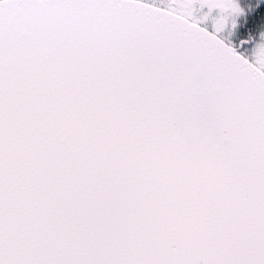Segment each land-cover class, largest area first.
<instances>
[{
	"label": "snow or ice",
	"instance_id": "1",
	"mask_svg": "<svg viewBox=\"0 0 264 264\" xmlns=\"http://www.w3.org/2000/svg\"><path fill=\"white\" fill-rule=\"evenodd\" d=\"M250 12L0 0V264H264V31L222 38Z\"/></svg>",
	"mask_w": 264,
	"mask_h": 264
},
{
	"label": "flooded vegetation",
	"instance_id": "2",
	"mask_svg": "<svg viewBox=\"0 0 264 264\" xmlns=\"http://www.w3.org/2000/svg\"><path fill=\"white\" fill-rule=\"evenodd\" d=\"M246 0H241V3H245ZM206 9V7L204 8ZM203 9V10H204ZM218 10H213V13L217 15L216 13ZM256 14L254 12H250L247 17L241 16L238 18V29L233 32H228L227 37L222 36V38L226 39L227 41H232L234 43H238L240 39L247 38L249 35L254 36L256 41H259L260 39V32L264 31V20L255 19L254 17ZM252 47V45H249V48ZM243 54L251 57L249 55V50L247 52H244V50H241Z\"/></svg>",
	"mask_w": 264,
	"mask_h": 264
},
{
	"label": "rangeland",
	"instance_id": "3",
	"mask_svg": "<svg viewBox=\"0 0 264 264\" xmlns=\"http://www.w3.org/2000/svg\"><path fill=\"white\" fill-rule=\"evenodd\" d=\"M244 1V0H243ZM203 11H207V8L206 9H204ZM216 13V12H215ZM218 13V12H217ZM216 13V14H217ZM213 15H215L214 13H212ZM210 23V22H209ZM227 35H228V31H225L223 34H222V36H225V37H227Z\"/></svg>",
	"mask_w": 264,
	"mask_h": 264
},
{
	"label": "trees",
	"instance_id": "4",
	"mask_svg": "<svg viewBox=\"0 0 264 264\" xmlns=\"http://www.w3.org/2000/svg\"><path fill=\"white\" fill-rule=\"evenodd\" d=\"M248 52H249V55H251V47L249 48V51Z\"/></svg>",
	"mask_w": 264,
	"mask_h": 264
}]
</instances>
